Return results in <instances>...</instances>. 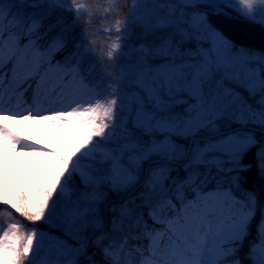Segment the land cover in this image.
Instances as JSON below:
<instances>
[{"label":"snow or ice","instance_id":"1","mask_svg":"<svg viewBox=\"0 0 264 264\" xmlns=\"http://www.w3.org/2000/svg\"><path fill=\"white\" fill-rule=\"evenodd\" d=\"M0 142V264H264V0H0Z\"/></svg>","mask_w":264,"mask_h":264},{"label":"rangeland","instance_id":"2","mask_svg":"<svg viewBox=\"0 0 264 264\" xmlns=\"http://www.w3.org/2000/svg\"><path fill=\"white\" fill-rule=\"evenodd\" d=\"M9 126L16 131L22 137H25L29 140H34L40 144H49L50 146H57V132L55 129L51 127L46 122L42 121H35V122H28V121H7ZM3 146V143L0 142ZM7 153L6 160L9 162L10 160L14 161L16 167L18 169L21 168L20 163L18 162V158L15 153L11 151V149H5ZM28 162H35V159L30 156L29 154L25 153L21 157ZM5 159V157L3 158Z\"/></svg>","mask_w":264,"mask_h":264},{"label":"trees","instance_id":"3","mask_svg":"<svg viewBox=\"0 0 264 264\" xmlns=\"http://www.w3.org/2000/svg\"><path fill=\"white\" fill-rule=\"evenodd\" d=\"M83 2H85L86 4H89V5H95L97 3V0H83ZM99 2L101 4H104V3L107 2V0H99ZM91 27L98 28L99 24H92ZM77 31H79V29H77ZM90 39H95L97 45H101V44H103L106 41L107 38L105 36H103V35H99V36H96V37H91ZM0 148H3L1 143H0ZM4 157H5V159H3V162L6 164V171H11L12 168H13V165H15V167H16V164H15V162L13 160L12 161L10 160L9 162H7V160H6V157H7L6 150L4 151L3 158ZM30 163H34V162H30ZM25 223H27V222H25Z\"/></svg>","mask_w":264,"mask_h":264}]
</instances>
